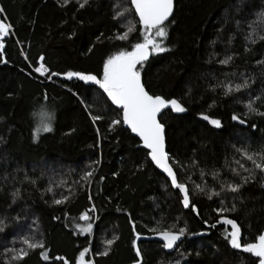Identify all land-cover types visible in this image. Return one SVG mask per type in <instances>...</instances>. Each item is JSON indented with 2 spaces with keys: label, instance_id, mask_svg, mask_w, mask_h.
Wrapping results in <instances>:
<instances>
[{
  "label": "trees",
  "instance_id": "16d2710c",
  "mask_svg": "<svg viewBox=\"0 0 264 264\" xmlns=\"http://www.w3.org/2000/svg\"><path fill=\"white\" fill-rule=\"evenodd\" d=\"M82 3L0 0L10 25L0 41V264H81L85 249L82 264H257L231 246L224 221L238 225L242 245L264 225V171L247 159L264 162V0H174L165 37L139 23L129 0ZM146 39L166 51L148 46L136 66L141 83L185 109L169 105L158 118L188 207L123 124L121 107L94 81L66 75L102 79L106 60ZM39 62L44 75L33 70ZM45 122L51 131L34 138ZM180 229L165 248L160 233ZM25 239L44 248L11 260Z\"/></svg>",
  "mask_w": 264,
  "mask_h": 264
},
{
  "label": "snow or ice",
  "instance_id": "6c2138e0",
  "mask_svg": "<svg viewBox=\"0 0 264 264\" xmlns=\"http://www.w3.org/2000/svg\"><path fill=\"white\" fill-rule=\"evenodd\" d=\"M132 4L135 7L136 13L140 17V22L145 26V29L151 32L153 29H156L155 36L165 37L167 32L162 25L169 18L173 11V0H131ZM87 3V0H84V3L81 4V7ZM2 11V10H0ZM10 25L4 23L0 20V41L9 34ZM132 29H129V32ZM128 33L118 37L119 39H126ZM152 45L153 51L163 52L166 51L165 48L161 47L155 41L151 39H146L145 43L136 44L132 52H120L108 60L104 64L103 79H97L93 75H84L81 73L69 72L66 75L71 78L73 76L79 77L84 81H94L99 84L100 87L107 93L111 101L120 106L123 109V123L127 124L133 132L139 134L144 141V144L149 148L151 159L171 177L172 185L178 188L182 193H184L183 203L185 207L189 206V197L188 191L185 185L178 183L177 177L172 170V167L168 163V155L164 150V126L160 124L157 120V114L168 107L169 105L176 112L185 111L184 107L175 99L165 100L160 96H151L149 95L143 85L140 82V74L136 71V66L138 63L147 59L148 55V46ZM3 47V43L0 42V48ZM231 59V57H229ZM228 61H221V63H227ZM37 72L48 71L43 64L40 67L35 69ZM247 84L237 85L235 90H239L241 87H246ZM232 91V89H229ZM249 111L254 112L255 108L253 107V102H249L247 105ZM264 115V113H260ZM50 121L51 115L44 113ZM101 117L94 116L92 117L93 121L100 119ZM203 119L209 120L212 125L216 127L220 126V121L217 119H211L208 116H203ZM234 120L239 119L237 116H233ZM244 121H241L243 123ZM113 125L121 123L119 120H114ZM48 132L51 131L50 123L45 122L34 132V138L39 132ZM259 155V154H257ZM247 159L253 161L255 167L264 171V162L257 163L256 157L252 155H247ZM242 166V165H241ZM93 175V172L85 173L83 179L88 180ZM229 189L232 192L239 191L241 185H229ZM51 191V189H49ZM217 195V193H213ZM211 198V197H209ZM64 199H67L65 197ZM62 200H56L55 203L60 204ZM218 211H226V209H220ZM80 219L87 220L88 215L83 214ZM227 224L232 226V231L229 233L230 240L229 243L233 248L243 249L244 251L253 253L260 258V264H264V234H261L257 237V242L247 245H242L240 243V229L238 225L232 220H225ZM3 222L0 221V224ZM79 227V226H78ZM3 227H0V231H3ZM81 232H91L92 225L88 224L87 227L80 229ZM184 229H180L179 233H174L171 231H164L160 233L163 237L165 244L164 247L171 249L173 248L176 241L184 234ZM113 240H107L105 243L107 246H111ZM23 243L26 245V249H20L18 252L15 250H9L14 252L11 256V260L19 261L22 260L29 254L28 250H35L37 248L43 249V241L32 242L28 239H25ZM89 249H85L80 253V262L82 264L85 253ZM101 255H107V250L100 253ZM139 255V250H137ZM42 257L47 259V254L45 252L41 253ZM90 264V262H89Z\"/></svg>",
  "mask_w": 264,
  "mask_h": 264
},
{
  "label": "water",
  "instance_id": "95a60500",
  "mask_svg": "<svg viewBox=\"0 0 264 264\" xmlns=\"http://www.w3.org/2000/svg\"><path fill=\"white\" fill-rule=\"evenodd\" d=\"M130 1V4H131V7H132V9H133V11H134V13H135V15H136V17H137V20L139 21V23L142 25V26H144L141 22H140V17H139V15L136 13V10H135V7H134V5L132 4V2H131V0H129ZM173 7H174V0H173ZM171 16V15H170ZM169 16V17H170ZM169 19V18H168ZM167 19V20H168ZM166 20V21H167ZM145 27V26H144ZM141 82V81H140ZM142 84V83H141ZM143 85V84H142ZM144 87V86H143ZM144 89H145V87H144ZM145 91L149 94V95H151V96H153V97H155V96H157V95H152V94H150L146 89H145ZM163 111V109L157 114V120H158V122H159V115H160V113ZM208 117H210L211 119H217V118H215V117H211V116H208ZM121 120L123 121V109L121 108ZM217 120H219V119H217ZM160 123V122H159ZM124 124V123H123ZM161 124V123H160ZM129 130H130V132L135 136V137H137L138 138V140L140 141V145L147 151V156H148V159L150 160V162L152 163V165L159 171V172H161L165 177H166V179L169 181V183H170V185L172 186V187H174L173 185H172V182H171V177H169V175L167 174V172H165L164 171V169L163 168H161V167H159L152 159H151V155H150V149L149 148H147L146 146H145V144H144V141H143V138L139 135V134H137V133H135V132H133L132 131V129L127 125V124H124ZM215 126V125H214ZM216 127V126H215ZM164 150H165V152H166V149H165V137H164ZM167 153V152H166ZM168 163H169V161H168ZM169 165H170V163H169ZM171 166V165H170ZM173 170V169H172ZM262 185L264 186V175L262 176ZM176 188V187H175ZM177 190H178V192H179V194H180V203H181V205L183 206V207H185L184 206V203H183V199H184V193H182L178 188H177ZM191 208H192V210L193 211H195V208H194V206H191ZM261 234H264V225H263V228H262V230L260 231V233L256 236V238H255V242H257V237L259 236V235H261ZM257 264H260V258H259V261H258V263Z\"/></svg>",
  "mask_w": 264,
  "mask_h": 264
},
{
  "label": "rangeland",
  "instance_id": "374dc122",
  "mask_svg": "<svg viewBox=\"0 0 264 264\" xmlns=\"http://www.w3.org/2000/svg\"><path fill=\"white\" fill-rule=\"evenodd\" d=\"M0 20H2V19H0ZM2 21H3L4 23H6L4 20H2ZM39 63H41V62H39ZM41 64H42V63H41ZM36 66H37V65H36ZM36 66H35V67H36ZM35 67H34V69H35ZM34 69H33V70H34ZM34 71L36 72V70H34ZM103 72H104V67H103ZM102 79H103V77H102ZM102 79H101V80H102ZM84 221H85L86 223L89 222L88 219H87V220H84ZM89 223H90V222H89Z\"/></svg>",
  "mask_w": 264,
  "mask_h": 264
},
{
  "label": "built area",
  "instance_id": "2783aa9c",
  "mask_svg": "<svg viewBox=\"0 0 264 264\" xmlns=\"http://www.w3.org/2000/svg\"><path fill=\"white\" fill-rule=\"evenodd\" d=\"M45 67V66H44ZM46 68V67H45ZM47 69V68H46ZM35 70V69H34ZM37 72V71H36ZM40 75H44L46 72H43V74L41 72H37Z\"/></svg>",
  "mask_w": 264,
  "mask_h": 264
},
{
  "label": "bare ground",
  "instance_id": "6f19581e",
  "mask_svg": "<svg viewBox=\"0 0 264 264\" xmlns=\"http://www.w3.org/2000/svg\"><path fill=\"white\" fill-rule=\"evenodd\" d=\"M40 67V66H39Z\"/></svg>",
  "mask_w": 264,
  "mask_h": 264
}]
</instances>
